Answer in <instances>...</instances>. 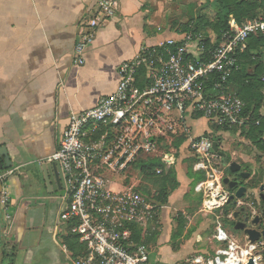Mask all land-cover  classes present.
Instances as JSON below:
<instances>
[{
	"label": "built area",
	"instance_id": "obj_1",
	"mask_svg": "<svg viewBox=\"0 0 264 264\" xmlns=\"http://www.w3.org/2000/svg\"><path fill=\"white\" fill-rule=\"evenodd\" d=\"M97 6L79 33L73 60L77 66L85 63L100 28L117 10L115 0H100ZM252 36L264 37V14L242 25L231 24L211 45L205 36L188 32L180 40L141 46L118 66L119 82L112 95L71 114L59 149L48 160L59 163L65 177L66 204L60 216L64 233L76 236L85 248L74 258L63 244L70 264H151L145 238L157 210L133 185L121 190L115 186L123 187L136 165L158 159L172 142L180 143V154L184 150L197 160L195 172H205L208 181L196 184L195 192L204 194L206 206L215 211L209 202L225 198L227 203L230 192L220 180L211 181L216 175L212 133L195 135L194 125L205 120L213 128L228 130L248 121L245 103L229 91V82L239 69L238 52ZM169 151L176 153L177 146ZM12 173L0 172L3 190ZM0 203L7 207V195ZM136 229L141 230V242L136 241ZM246 238L247 243L234 240L218 223L213 254L185 264H264V239L253 243Z\"/></svg>",
	"mask_w": 264,
	"mask_h": 264
},
{
	"label": "crops",
	"instance_id": "obj_2",
	"mask_svg": "<svg viewBox=\"0 0 264 264\" xmlns=\"http://www.w3.org/2000/svg\"><path fill=\"white\" fill-rule=\"evenodd\" d=\"M99 1L0 0V148L12 161L10 169L0 172L13 170L0 194V202L8 197L7 207L0 203V264H70L63 251L66 226L60 220L67 193L64 173L59 177L57 170L47 169L44 174L41 167L51 164L71 114L93 108L116 91L120 64L141 46L180 40V28L191 22L181 23L165 12L166 0H115V15L100 28L85 63L77 66L79 33ZM209 34L210 41L218 38L212 30ZM135 181L115 188L139 189ZM179 181V189L157 211L159 224L148 231L151 264H179L198 252L210 254L197 238L206 222L173 247L172 214L189 207L177 201L188 187L185 178Z\"/></svg>",
	"mask_w": 264,
	"mask_h": 264
},
{
	"label": "rangeland",
	"instance_id": "obj_3",
	"mask_svg": "<svg viewBox=\"0 0 264 264\" xmlns=\"http://www.w3.org/2000/svg\"><path fill=\"white\" fill-rule=\"evenodd\" d=\"M165 2H168L167 4H164L165 12L179 18L181 23L187 21L195 23L199 12L203 10L202 8L211 3H213L214 6L217 4V0H213V2L211 0H166ZM211 7L209 6L205 12H211ZM192 25L194 26V24ZM253 70L254 66L248 67L249 72H253ZM263 118L264 105L262 107L260 120ZM260 120L256 123V125L260 124ZM242 126L243 125L235 126L228 130L216 129L211 127L205 120H201L198 124L194 125L195 135L202 134L206 131L211 132L212 138L219 145V152L224 154V156H220V154L216 153V166H214L216 175L215 178H211L212 182L216 179L220 180L221 187L228 191L227 188L223 186L222 180L227 178L231 173L230 167L232 163L239 164L241 172L250 175L249 180L242 181V186L246 187L248 190L246 196L242 200H237V203L234 206H228L227 203H224L225 201L217 204L214 207L216 208L215 211L206 206L207 200L204 197V194H197L195 192V186L199 182L208 181V178H206L204 171L198 173L194 171V166L197 163V160L192 159L186 151L183 150L182 154H180L178 148L176 153L169 151L170 148L175 149L176 146L180 145L179 142H172V145L168 144L163 147L164 152H162V155H160L158 159L142 162L131 172L130 175L132 176H130V178L132 179L135 177L136 179L134 182L135 186L139 187L138 190L141 191L142 194L148 196V198L153 202L155 209L157 210L158 208V212L161 211V207L158 206L156 200L161 193V186L164 185L163 178H157V176L155 177L152 175L153 171H150V174H148L149 170H147V167H149V165H151L154 161L158 162L160 160L161 163L164 164V169L156 165V168L154 169L155 174L157 169H161L164 174H167L172 168H174L178 182L180 183L179 177L181 180L185 178L186 182H188V187H186L185 190H180L178 193L179 195L177 197V201L180 204L188 203L189 207L185 204V206L180 207L179 210L172 214L175 226L172 234V241L175 242L173 247H177L181 244L180 238L182 236L188 238L196 232L203 222H206V231L197 238L199 243H202L201 245L203 246L202 249L204 252L213 254L214 250L218 247L217 244L215 246V242L213 240L214 230L216 229L218 223L222 224L225 231L231 238L240 243H247L248 239L246 238V234L243 231H237L235 229L236 221L233 220V217L236 213L240 214V221L244 222L247 225V228L264 232V198H262V196L264 197V151L260 150L257 145L248 138L247 133L249 126ZM261 139H264V134ZM173 156H176L177 159L174 164L171 165L173 162ZM200 173H204V179L197 182V174ZM210 173L213 175L212 172ZM214 185H217V183H214ZM180 186L181 183L179 187ZM179 187L177 189H179ZM176 191L177 190H169V188L166 189V192H168V198ZM176 207L179 206L177 205ZM157 218L155 224H159ZM256 220L260 222V226L255 223ZM179 223L183 227H179ZM180 230L181 232L179 234ZM186 231L187 233L185 235ZM205 235L206 237H204ZM205 238H211V240H204ZM213 248L215 249L213 250ZM262 252L261 254L263 255L260 260L264 261V251ZM210 254L198 252L189 256L185 261L180 262L179 264L188 263L194 257L199 255Z\"/></svg>",
	"mask_w": 264,
	"mask_h": 264
},
{
	"label": "trees",
	"instance_id": "obj_4",
	"mask_svg": "<svg viewBox=\"0 0 264 264\" xmlns=\"http://www.w3.org/2000/svg\"><path fill=\"white\" fill-rule=\"evenodd\" d=\"M208 7L209 6L200 11L195 20L196 22L194 21L195 23L191 21L183 25L181 31L183 33L191 32L193 34L203 33L209 45H211L209 32L212 30L216 33L217 37H220L222 31L230 27L231 17L235 19L236 24L242 25L246 21L258 18L264 14V0H217L216 6H210L212 8L211 12H205ZM192 24H194V26ZM237 58L239 69L234 72L230 79L229 91L237 95L245 103L244 115L248 118V121L243 126H249L247 133L248 138L255 143L260 150L264 151V139H261L264 134V118L260 120L262 107L264 105V37L252 36L248 39L245 49L238 52ZM249 66H254L253 72L248 71ZM259 120L260 124L256 125ZM179 147L178 145L177 148ZM176 159V156L172 157L173 162L171 165L174 164ZM159 161L151 163V165L147 167V170H149L148 174H150V171H153L152 175L155 177L157 176V178H163L164 185L161 186V193L156 200L158 206L162 207L168 200V192H166V189L169 188V190L175 191L180 183L176 178L174 168L167 174H155L154 169L156 165L164 169V164ZM197 176V182L204 179V173L197 174ZM234 205V203L228 204V206ZM179 227L183 226L179 223ZM148 231H150V228ZM155 231H151L152 234L156 233ZM180 232L181 230L179 234ZM135 235L136 241L141 242L142 233L140 229H136ZM149 241L148 232L145 242L148 244ZM63 243L68 247L74 258L82 256L85 252V248L79 242V239L69 232L64 234Z\"/></svg>",
	"mask_w": 264,
	"mask_h": 264
},
{
	"label": "water",
	"instance_id": "obj_5",
	"mask_svg": "<svg viewBox=\"0 0 264 264\" xmlns=\"http://www.w3.org/2000/svg\"><path fill=\"white\" fill-rule=\"evenodd\" d=\"M214 151L218 154H220V156H224V154H222L221 152H219V145L217 142L214 143ZM12 167V161L9 158V155L7 153V150L5 148H0V171L3 170H8ZM42 170L44 172V174H46V170H57L59 173V177L61 176L60 174L62 173V167L59 163L54 162L51 164H44L42 165ZM240 165L237 163H232L230 170L232 172L238 171L240 169ZM46 176V175H45ZM245 177H249V174L243 175ZM222 184L225 188H227V190L230 192L235 191V194H232L228 201L227 204L230 203H237V200H242L245 195L247 194V188L246 187H239V184L235 181H232L230 178H224L222 180ZM3 190V185L0 183V193ZM217 195H219V192H217ZM235 217L238 216V213H236L234 215ZM255 223L258 225L259 221H255ZM235 229L237 231H243L248 237L249 240L253 243L259 241L261 239V237L264 239V232H260L259 230L256 229H249L247 228V225L244 222H238L235 226ZM258 256V254H257ZM249 264H253V262L251 261Z\"/></svg>",
	"mask_w": 264,
	"mask_h": 264
},
{
	"label": "flooded vegetation",
	"instance_id": "obj_6",
	"mask_svg": "<svg viewBox=\"0 0 264 264\" xmlns=\"http://www.w3.org/2000/svg\"><path fill=\"white\" fill-rule=\"evenodd\" d=\"M230 172H231V173L228 175L227 178H230L232 181L237 182V183L239 184V187L242 186V181H243V180H249V179H250V175H249V177H245V176H243V175H246V173L241 172V168H240L238 171H235V172H232V171L230 170ZM247 192H248V191H247ZM232 194H235V191H233V192L230 191V196H231ZM245 196H246V195H245ZM262 198H264V197L262 196ZM234 204H236V203H234ZM240 219H241L240 214H238L237 217H235V216L233 217V220L236 221V224H237L238 222H242V221H240ZM236 224H235V225H236ZM258 226H260V222L258 223ZM261 238H262V237H261Z\"/></svg>",
	"mask_w": 264,
	"mask_h": 264
},
{
	"label": "bare ground",
	"instance_id": "obj_7",
	"mask_svg": "<svg viewBox=\"0 0 264 264\" xmlns=\"http://www.w3.org/2000/svg\"><path fill=\"white\" fill-rule=\"evenodd\" d=\"M211 186H212V184H210ZM225 198H222L221 200H219V201H216V202H209V204L211 205L210 207H213L214 208V206H216L217 204H220V203H222L223 201H226V200H224Z\"/></svg>",
	"mask_w": 264,
	"mask_h": 264
}]
</instances>
